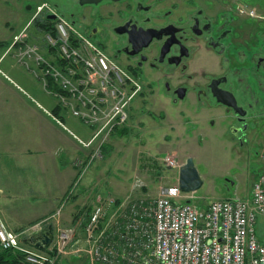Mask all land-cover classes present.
I'll return each mask as SVG.
<instances>
[{"label": "built area", "instance_id": "obj_1", "mask_svg": "<svg viewBox=\"0 0 264 264\" xmlns=\"http://www.w3.org/2000/svg\"><path fill=\"white\" fill-rule=\"evenodd\" d=\"M44 9L33 18L56 16L45 31V50L29 43V24L8 53L14 52L17 63L41 81L62 112L92 130L89 142L78 138L90 153L75 163V192L89 167L104 157L103 147L129 126L141 83L65 17ZM262 160L251 199L215 200L202 208L188 202L177 185L151 201L100 197L87 218L70 226L57 222L58 212L14 232L0 215V253L19 255L15 264H57L68 255H85L88 264H264L258 229L264 217V152ZM167 162L177 167L173 159ZM50 226L55 230L48 253L26 247V240Z\"/></svg>", "mask_w": 264, "mask_h": 264}, {"label": "flooded vegetation", "instance_id": "obj_2", "mask_svg": "<svg viewBox=\"0 0 264 264\" xmlns=\"http://www.w3.org/2000/svg\"><path fill=\"white\" fill-rule=\"evenodd\" d=\"M31 8L28 4L25 11ZM81 8L71 14L80 21L77 28L140 81L142 107L155 96L166 106L217 108L239 145L264 138L260 10L246 15L231 0H104ZM217 94L233 106L219 103Z\"/></svg>", "mask_w": 264, "mask_h": 264}, {"label": "rangeland", "instance_id": "obj_3", "mask_svg": "<svg viewBox=\"0 0 264 264\" xmlns=\"http://www.w3.org/2000/svg\"><path fill=\"white\" fill-rule=\"evenodd\" d=\"M78 1L38 0L30 4L33 9L31 8L27 12L25 11V6L29 4V0H0V25L5 21L6 16L9 17L10 21L14 20V23L9 25L10 27L22 24L21 27L16 28V32L9 27L10 32L14 31L15 33L4 44L12 42L32 20L33 13L24 21L20 19L17 21L16 17L13 18L12 14L15 15L19 9L20 13L21 11L25 12L24 14L28 16L30 11H39L42 7H45L42 13L47 11V9L52 10L50 12L65 17L68 23L78 26L80 21L76 22L71 17L72 13L79 14L82 12L81 6L77 4ZM231 1L234 7H239V10L249 9L250 11H257L260 9L259 12L264 17V5L261 9V7L252 3L253 0ZM259 1L257 0L258 3ZM261 1L264 3V0ZM86 10L91 9L88 7ZM46 19L47 17L40 16L39 20L30 26L29 43L38 44L43 41L44 33L36 31V26L38 28H47L49 25H54L53 22H48ZM4 44L3 47H0V58H6L3 64L15 65V69L12 72L14 74H12L2 65L0 66V74L10 75L22 89L34 94L33 91L37 87H42L41 82L26 68L17 63L13 53L7 56L4 55ZM49 101L51 105L55 104L51 97ZM144 105L142 107V99L140 98L134 101V114L128 131L122 132L120 134L121 138L114 142L113 140L116 136L112 138L109 143L112 147L107 152H104L105 148L103 149V160L96 161L88 169L83 181L88 176L96 174L97 178L93 185L96 191L125 194V197L129 195L137 199L142 198L151 201L156 199L164 188L178 184L180 170L171 167L167 159H173L177 167H179L191 158L203 181L201 189L195 195L198 198H202L205 203H208L225 196L226 181L234 182V178L247 181L248 167L251 174L260 172L262 165L260 162L262 163L264 152V138L250 145H239L233 141L230 138L231 126L229 120L225 119L223 110L215 108V110L195 111L186 102H181L177 106H166L164 102L155 96H152ZM73 120L72 118H67V125L77 133L78 130L72 122ZM188 120L192 122L203 121V124L198 126V135L201 136L198 138L194 137L195 127L188 124ZM180 121L184 123V126L179 125ZM84 142L87 143V141ZM98 163H103L101 168L105 172L102 177H99L97 172ZM83 181L82 183H84ZM127 191L128 193H126ZM27 203L28 201L18 200L16 205L23 207ZM64 203L61 208L63 214L71 206V202ZM84 203V209H87L92 204L90 200H85ZM196 205L200 207L204 204L199 199L196 201ZM32 211L33 213L31 214V211L22 209L21 217L29 220V217L38 211V207L34 206ZM83 216L86 218L87 214ZM74 220L70 222L62 221V224L63 226H69ZM261 220L262 218L259 221V230L262 228ZM58 264H88V257L85 255L82 257L68 255L60 260Z\"/></svg>", "mask_w": 264, "mask_h": 264}, {"label": "crops", "instance_id": "obj_4", "mask_svg": "<svg viewBox=\"0 0 264 264\" xmlns=\"http://www.w3.org/2000/svg\"><path fill=\"white\" fill-rule=\"evenodd\" d=\"M35 1L38 0H29V4H33ZM252 3L261 9L264 5L261 0L259 3L257 0H253ZM233 8L235 7L233 6ZM9 13L11 14V12ZM24 13L22 11L20 13L19 9L15 13L16 16L14 14L12 16L16 17L17 21L19 19L24 21L32 14V11L28 16ZM11 23H14V20L10 21L6 16L5 21L0 25V47H3L4 42L13 37L17 31L16 28L22 25L10 27ZM9 27L16 31L10 32ZM8 43L4 44V50ZM5 59L0 58V66L4 65L12 73L15 65L3 64ZM40 84L42 85V83ZM33 93L22 89L10 75L0 74V214L14 231L57 214L62 208L63 202H71V206L64 214L61 212L58 216L59 224H62V221L70 222L76 219L77 214L88 215L98 198L109 193L96 191L93 187L97 178L95 174L88 176L83 181L84 176L77 193L73 196L70 195L72 186L79 176V169L75 163L78 159L85 160L90 153L89 149L84 148L77 138L89 142L92 132L74 118L64 114L59 109L55 98L45 90L43 85L41 88L37 87ZM50 97L55 101L54 105H51ZM67 118L74 119L72 122L77 128L78 134L69 128ZM57 120H60L63 125ZM202 122L188 120V124L195 125V138L201 136L198 135V126L203 124ZM179 125L184 126V123L180 121ZM119 134L113 142L121 138ZM253 143L255 142L248 145ZM111 147L110 144L105 146L104 152H107ZM102 164H97L99 177H102L105 172L101 168ZM260 164L262 163L260 162ZM247 171V181L236 178H234V182L226 181L225 196L215 200L234 197L251 199L253 184L262 173V165L260 172L256 174H251L249 167ZM110 193L117 196L118 199L125 197V194ZM187 197V200L194 204L200 199L204 204L200 206L202 208H207L211 202L215 201L205 203L202 198L196 197L195 193ZM18 200H25L28 203L19 207L16 205ZM85 200H90L92 203L87 209L83 207ZM34 206L38 207V211L31 215L29 220L23 219L21 217L22 209L31 211L32 214ZM261 218L262 228L259 231L261 240L264 242V217Z\"/></svg>", "mask_w": 264, "mask_h": 264}, {"label": "water", "instance_id": "obj_5", "mask_svg": "<svg viewBox=\"0 0 264 264\" xmlns=\"http://www.w3.org/2000/svg\"><path fill=\"white\" fill-rule=\"evenodd\" d=\"M104 0H80V5H98ZM114 2L118 0H112ZM49 19H55V17H49ZM219 103L227 107H232L233 103L227 99V96L221 94L216 95ZM238 116L244 117L246 112L236 111ZM203 181L198 174L197 169L194 166L193 159L189 158L187 162L180 168L179 173V187L182 193L193 194L201 189ZM52 241V228L50 227L46 233L42 236L30 239V242L41 251H45Z\"/></svg>", "mask_w": 264, "mask_h": 264}, {"label": "trees", "instance_id": "obj_6", "mask_svg": "<svg viewBox=\"0 0 264 264\" xmlns=\"http://www.w3.org/2000/svg\"><path fill=\"white\" fill-rule=\"evenodd\" d=\"M18 256L19 255L9 251L0 253V264H15Z\"/></svg>", "mask_w": 264, "mask_h": 264}]
</instances>
